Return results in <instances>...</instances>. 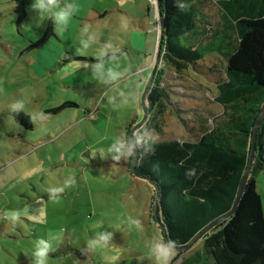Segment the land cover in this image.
Masks as SVG:
<instances>
[{
    "label": "rangeland",
    "instance_id": "1",
    "mask_svg": "<svg viewBox=\"0 0 264 264\" xmlns=\"http://www.w3.org/2000/svg\"><path fill=\"white\" fill-rule=\"evenodd\" d=\"M74 1L76 12L59 31L50 18L34 26L31 0L19 22L18 0H0V264H30L24 253L27 250L30 256L33 241L50 239L49 233L61 228L64 241L49 254V264H62L65 258L66 264H106L104 256L110 253L85 248L87 239L100 231L113 232V242L123 253L119 264H170L176 252L160 243L153 221L152 186L132 173L129 162L114 161L110 154L101 158L98 152L93 157L90 149L106 148L116 136L131 135L144 126L153 132L154 141L196 140L199 129L210 128L221 112L210 71L214 59L205 58L199 70L180 73L159 61V80L153 99H146V118L131 131L143 116L140 98L156 56L159 26L153 0H122L121 14L102 19L92 18L86 8L108 7L113 0ZM214 3L207 2V10L218 18ZM48 26L46 42L30 47ZM108 44L119 49L117 62L109 63L111 50L98 57ZM101 59L105 69L122 73L117 81L105 83L94 75L92 65ZM108 96H117L120 106L114 109ZM17 101H23L24 111H18L24 115L42 112L45 118L33 121L28 115L32 127L25 128L10 110ZM65 103L69 104L51 111ZM261 113L262 118L264 108ZM255 151L256 145L254 155ZM256 171L236 211L249 217L257 214L264 232V163ZM69 176L74 185L53 202L48 189L62 186ZM13 209L27 210L16 225L3 220L5 211ZM232 215L227 217V236L241 246L238 215ZM249 239L257 241L254 234ZM68 242L75 252L64 251ZM263 251L264 242L259 250L262 257ZM203 252V244L196 241L172 264H203Z\"/></svg>",
    "mask_w": 264,
    "mask_h": 264
},
{
    "label": "trees",
    "instance_id": "2",
    "mask_svg": "<svg viewBox=\"0 0 264 264\" xmlns=\"http://www.w3.org/2000/svg\"><path fill=\"white\" fill-rule=\"evenodd\" d=\"M206 1L215 2L220 12L218 18L208 12ZM18 2L17 22L24 16V6L30 0ZM184 2L187 9L181 11L174 0H160V11L156 10L163 26L160 62L180 73L185 69L199 70L198 64L204 63L205 58L214 59L210 71L217 88L214 100L221 106V112L214 116L210 128L199 129L194 141H154L153 152L138 151L136 170L153 179L160 189L159 216L164 229L153 217L160 243L173 246L187 245L208 224L231 209L248 165L253 128L264 108V0ZM50 29L48 26L45 34L29 46L42 45ZM159 72L156 71L150 85L146 97L149 101L153 99ZM157 97L159 102L160 95ZM68 104L51 111L57 112ZM14 118L25 128L32 127L28 115L17 110ZM263 143L264 116L256 133V151L244 194L250 176L264 163ZM188 169H195V175L186 176ZM239 211L232 217L238 215L235 217L240 230L237 242L241 246H235L227 236L229 216L197 241L204 247L203 264H211L210 261L263 264L259 252L264 242L263 226L258 224L257 214L249 217ZM252 234L257 241H250ZM249 243L257 245L249 247Z\"/></svg>",
    "mask_w": 264,
    "mask_h": 264
},
{
    "label": "clouds",
    "instance_id": "3",
    "mask_svg": "<svg viewBox=\"0 0 264 264\" xmlns=\"http://www.w3.org/2000/svg\"><path fill=\"white\" fill-rule=\"evenodd\" d=\"M174 3L181 11L187 9V4L184 0H174ZM13 7H15V5H13ZM29 11L33 14L31 21L35 18L34 26H39L45 19L50 18L55 25V29L62 31L68 25L73 14L76 12V7L72 3H65L62 5L60 0H31ZM87 30V27H85L84 31ZM84 47H88L87 42H84ZM109 50L113 53L108 58L109 63L117 62L119 57L115 53L119 52V49L112 48L111 44H108L104 48L100 49L98 57H104ZM121 55H123V53H121ZM92 67L94 69V75L98 76L99 79L105 83L115 82L122 75L121 72L114 70L112 67L105 69L103 59L92 65ZM108 103L111 104L114 109L120 106V100L117 96H108ZM10 110L11 112H16L17 110L24 111L23 101H17L11 104ZM28 115L33 121L37 119V117L41 120L45 118V114L42 112L35 115L29 113ZM153 145V132L150 131L147 126H144L137 128L131 135L125 133L122 136H116L106 148H91L90 152L93 157H95L98 152L101 158H105L107 154H110L112 160L114 161H125L135 164L138 162V151L143 149L145 153H151L154 151ZM194 175L195 169L187 170L186 176L192 177ZM74 183L75 180L69 176L64 180L62 186L50 187L48 192L53 202H58L60 194H62L67 188L74 185ZM26 211V209H13L5 211L3 220L12 225H16L21 221V217L26 214ZM135 223L138 224V222ZM50 237V239L39 238L34 240L30 256L27 250L25 251L24 254L30 257V264H49V254L56 252L63 244L64 229L61 228L57 232L50 234ZM53 243H55V247H53ZM85 248L91 252L110 253L104 256L106 264H119L123 255L121 249H119L113 242V232L111 231H100L95 235V237L87 239ZM62 264H66V258Z\"/></svg>",
    "mask_w": 264,
    "mask_h": 264
},
{
    "label": "water",
    "instance_id": "4",
    "mask_svg": "<svg viewBox=\"0 0 264 264\" xmlns=\"http://www.w3.org/2000/svg\"><path fill=\"white\" fill-rule=\"evenodd\" d=\"M156 6H157V10L160 11V0H156ZM158 20H159V34H158L159 36H158V43H157V49H156V57H155V60H154V63H153V67H152L151 73H150V75L148 77V80H147V82L145 84V87L143 89V93L141 94V98H140L141 105H142V108H143V116L139 120V122H137V124H135L131 128V131H133L137 127H141L142 123L144 122V120L146 118V113H147L146 94L149 91L150 85H151V83L153 81V78H154V75L156 73V67H157V65L159 64V61H160L161 45H162V41H163V26H162L161 19L158 18ZM260 121H261V117H259L256 120V123H255L254 128H253L252 141H251V150H250V156H249L248 165H247V168H246V170H245V172H244V174L242 176V179H241L240 185L238 187L237 194L235 196V199H234V202L232 204L231 209L227 213H225L224 215L218 217L216 220H214L213 222L208 224L187 245H185V246H173L172 244H168L169 246H171L176 251V254H175V256H174V258H173V260H172V262L170 264H172L179 257V255L181 253L186 252L187 250H189L191 248V246L196 241H198L204 235V233H206L211 227H213L217 223L221 222L222 220L226 219L227 217L231 216L236 211V209L238 207L239 200H240V198H241V196L243 194V191H244L247 179H248V175H249V172H250V169H251V165H252V162H253L254 150H255V145H256V133H257V129L259 127ZM130 168H131L132 173L135 176H137L139 178H142V179H145L152 186L153 191H154V196H153L154 197V200H153V217L155 219V222L162 229H164L163 228V224L160 221V216H159V190L160 189H159L158 184L153 179L140 174L136 170L134 164L130 163Z\"/></svg>",
    "mask_w": 264,
    "mask_h": 264
},
{
    "label": "crops",
    "instance_id": "5",
    "mask_svg": "<svg viewBox=\"0 0 264 264\" xmlns=\"http://www.w3.org/2000/svg\"><path fill=\"white\" fill-rule=\"evenodd\" d=\"M62 1H69L73 5H74L75 2H77V1H74V0H62ZM86 1H88V0H86ZM113 1L114 2L111 4V6L102 7V8L101 7L94 8V7L90 6V7H88L89 9L86 8V11H87V13H90V14L94 15V17H92V18H98V19H102L103 16H105L106 14H111V13H113V14H121L123 12V10L121 9V8H123V6L120 5L122 0H119V1L118 0H113ZM81 2L79 1L80 4H84L83 1H81ZM92 2H93V0H92ZM24 15L26 16V12L24 13ZM73 16H74V14H73ZM139 27H142V26L140 25ZM157 31H158V29H157ZM33 202H36V204H37L38 202H40V200L32 201L31 203H33ZM31 218H34V217H31ZM258 228H259V226H258ZM53 232L54 231L49 233V238H51L50 234H52ZM68 245H69V242H68ZM64 251H66V252H69V251L75 252L76 250L71 245H69L68 247L64 248ZM261 259H262V262H264V257H262Z\"/></svg>",
    "mask_w": 264,
    "mask_h": 264
},
{
    "label": "built area",
    "instance_id": "6",
    "mask_svg": "<svg viewBox=\"0 0 264 264\" xmlns=\"http://www.w3.org/2000/svg\"><path fill=\"white\" fill-rule=\"evenodd\" d=\"M153 3H154V6H155V10H157V6H156V0H153ZM157 21H158V18H157ZM158 23V26H159V22Z\"/></svg>",
    "mask_w": 264,
    "mask_h": 264
}]
</instances>
